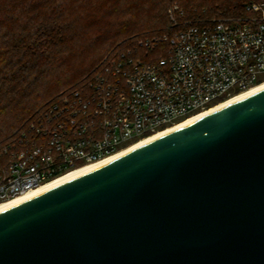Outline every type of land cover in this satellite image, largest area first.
<instances>
[{"label": "water", "instance_id": "1", "mask_svg": "<svg viewBox=\"0 0 264 264\" xmlns=\"http://www.w3.org/2000/svg\"><path fill=\"white\" fill-rule=\"evenodd\" d=\"M0 264H264V89L1 211Z\"/></svg>", "mask_w": 264, "mask_h": 264}, {"label": "built area", "instance_id": "2", "mask_svg": "<svg viewBox=\"0 0 264 264\" xmlns=\"http://www.w3.org/2000/svg\"><path fill=\"white\" fill-rule=\"evenodd\" d=\"M179 9L175 1L168 10L174 26ZM246 12L139 37L107 54L0 147V203L263 82L264 0Z\"/></svg>", "mask_w": 264, "mask_h": 264}, {"label": "trees", "instance_id": "3", "mask_svg": "<svg viewBox=\"0 0 264 264\" xmlns=\"http://www.w3.org/2000/svg\"><path fill=\"white\" fill-rule=\"evenodd\" d=\"M179 5L178 23L173 25L169 8ZM262 0H132L122 3V11L139 9L133 17L115 20L116 30L99 32L108 39L125 32L131 37L113 46L103 57L88 64L86 48H77L72 21L63 19V12L47 23L38 22L31 28L21 22L11 32L5 24L15 17L4 15L8 3L0 7V147L7 143L34 113L45 108L61 92L78 87L113 50L134 44L139 37L162 34L194 22H206L219 17L245 15L246 5ZM149 7L142 9L143 5ZM37 6V5H36ZM124 14V13H123ZM144 14V15H143ZM189 21V22H188ZM193 21V22H192ZM102 24L91 20L90 25ZM109 25V23H103ZM113 23L110 25L112 26ZM4 30V31H2ZM224 99L219 100V102Z\"/></svg>", "mask_w": 264, "mask_h": 264}, {"label": "rangeland", "instance_id": "4", "mask_svg": "<svg viewBox=\"0 0 264 264\" xmlns=\"http://www.w3.org/2000/svg\"><path fill=\"white\" fill-rule=\"evenodd\" d=\"M129 1L132 0H0V7L2 4L8 3L4 15L15 17V20H9L5 24L9 26L11 32H16L18 24L21 22L31 28L38 22L47 23L51 21L60 12H63V19L67 22L74 18L72 31H77L74 45L77 48L87 49L85 53H88L89 64L103 57L113 46L134 35L131 32H125L115 37H112L113 34H109L110 38L105 40L102 35L99 36L102 28L103 30L107 29L109 33L116 30L119 24L115 20L133 17V13L139 9H130L124 12L119 8V6L122 7V3L126 4ZM148 7L149 4H146L141 8L146 9ZM2 16L3 13L0 17ZM91 20H96L102 24L91 26ZM103 23H109V25ZM112 23L113 25L110 26ZM263 78L264 75L260 74L259 79Z\"/></svg>", "mask_w": 264, "mask_h": 264}, {"label": "bare ground", "instance_id": "5", "mask_svg": "<svg viewBox=\"0 0 264 264\" xmlns=\"http://www.w3.org/2000/svg\"><path fill=\"white\" fill-rule=\"evenodd\" d=\"M263 89H264V81L254 85L251 88H248V89H246V90H244V91H242V92H240V93H238V94H236L234 96H232L231 98L225 99V100H223V101H221V102H219V103H217V104H215V105H213V106H211V107H209V108H207V109H205V110H203L201 112L195 113V114H193V115H191V116H189V117H187V118L175 123L174 125L169 126L166 129L160 130L159 132H156V133H154L152 135L144 137V138L140 139L139 141H136V142L132 143L131 145L125 147L119 153H117V154H115V155H113L111 157H108V158H106V159H104V160H102L100 162H96V163H93V164H88V165H86V166H84L82 168H79L77 170L71 171V172H69V173H67L65 175L56 177V178H54V179H52L50 181H47L46 183L41 184L37 188H34V189H32V190H30V191H28V192H26V193H24L22 195L17 196L16 198L1 202L0 203V212L5 210V209H7V208H9V207H11V206H14V205L20 203V202H22V201H24V200H26L28 198H31V197H33V196H35V195H37V194H39V193H41V192H43L45 190H48V189H50V188H52V187H54V186H56V185H58V184H60L62 182H65V181H67V180H69V179H71V178H73V177H75V176H77L79 174H82V173H84V172H86V171H88V170H90V169H92V168H94L96 166H99V165H101V164H103V163H105V162H107V161H109V160H111L113 158H116V157H118V156H120V155H122V154H124V153H126L128 151H130V150H133V149H135L137 147L145 145V144L153 141L156 138H159V137H161V136H163V135H165V134H167V133H169L171 131H174V130H176L178 128H181V127H183V126H185V125H187V124H189V123H191L193 121H196V120L200 119L201 117H203L205 115H208V114H210L212 112H215V111H217V110H219V109H221V108H223V107H225V106H227V105H229V104H231V103H233V102H235L237 100L245 98V97H247L249 95H252V94H254V93H256V92H258L260 90H263Z\"/></svg>", "mask_w": 264, "mask_h": 264}]
</instances>
